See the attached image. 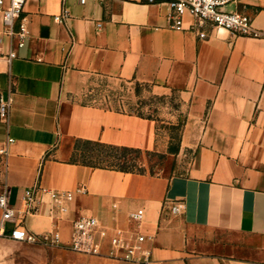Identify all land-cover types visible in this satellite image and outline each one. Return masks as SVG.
<instances>
[{"label": "crops", "instance_id": "obj_1", "mask_svg": "<svg viewBox=\"0 0 264 264\" xmlns=\"http://www.w3.org/2000/svg\"><path fill=\"white\" fill-rule=\"evenodd\" d=\"M63 8L70 17L59 23L54 17ZM225 10L249 15L262 36L218 33L190 15L171 28L167 5L142 0L27 1L30 36L11 63L0 61V100L11 101L8 121L0 119V143L13 139L7 171L0 156V183L21 212L0 229V264H142L109 257L108 246L102 255L69 249L72 222L81 216L97 217L111 231L148 235L147 264H264V0ZM97 77L148 85L157 96L178 94L181 151L191 159L184 173L72 161L78 139L166 153L162 125L178 120L85 102ZM36 185L73 193L63 219H53L48 195L38 213H23L24 191ZM174 201L185 203L182 213L171 214ZM138 209L145 211L140 224L129 219ZM18 224L34 233L58 229L61 244L13 240ZM193 228L245 239L223 241L224 253H196Z\"/></svg>", "mask_w": 264, "mask_h": 264}, {"label": "built area", "instance_id": "obj_2", "mask_svg": "<svg viewBox=\"0 0 264 264\" xmlns=\"http://www.w3.org/2000/svg\"><path fill=\"white\" fill-rule=\"evenodd\" d=\"M28 0H0V61L5 59L9 63L18 56L17 49L25 46L30 36L29 17L25 13V6ZM82 4L86 0H80ZM141 1V0H140ZM152 4H165L168 7L167 21L171 28L182 26L186 16H192L198 21L199 26L209 25L218 33L228 31L235 36L261 37L262 33L253 26L252 18L239 11H228L225 8L229 5L239 4L244 0H142ZM70 17V11L63 8L61 13L55 16V20L64 23ZM101 27V24L98 25ZM201 39L207 38L205 31L199 33ZM8 44L6 52L2 47ZM11 108V101L0 100V119L8 121ZM0 143V156H3L4 170L8 169V144ZM86 193L87 189L81 187L77 190ZM43 195H48L52 201V214L54 220L63 219L69 212L68 201L73 197L69 191L51 190L40 185L25 189L22 202L25 207L24 214H36L44 202ZM10 188L5 183H0V229L6 222L16 220L17 214L9 204ZM185 210L183 201H174L170 204V212L173 215L182 213ZM145 217L144 209H138L129 215V219L140 224ZM13 240L27 243H35L46 247L58 246L61 244L62 236L58 229L43 233L28 231L21 224L16 225L9 233ZM150 240L149 236L133 231L127 234L122 229H110L104 227L100 220L94 216H81L73 220L69 249L85 255H102L103 248H109L108 256L133 263L147 264L152 259L151 249L146 247Z\"/></svg>", "mask_w": 264, "mask_h": 264}, {"label": "rangeland", "instance_id": "obj_3", "mask_svg": "<svg viewBox=\"0 0 264 264\" xmlns=\"http://www.w3.org/2000/svg\"><path fill=\"white\" fill-rule=\"evenodd\" d=\"M84 101L107 108L135 112L146 117L161 116L164 119L177 116L175 124H163L162 133L164 142L169 138L168 151L143 155L138 160V165L154 174L166 172L179 174L186 171L191 160L186 156L185 149L181 151V136L183 132L184 115L178 112L180 107L177 93L169 96H157L153 94L151 87L140 85L136 82H126L106 77L93 79L83 95ZM172 122V120H171ZM170 149H177L176 153H169ZM191 250L196 253H224L222 246L225 242H243L244 237L237 233H227L211 229L193 228L191 230Z\"/></svg>", "mask_w": 264, "mask_h": 264}, {"label": "trees", "instance_id": "obj_4", "mask_svg": "<svg viewBox=\"0 0 264 264\" xmlns=\"http://www.w3.org/2000/svg\"><path fill=\"white\" fill-rule=\"evenodd\" d=\"M169 152L176 153L177 149H170ZM151 153L156 152L115 146L100 141L78 139L75 143L72 161L94 168H105L139 174L150 173L154 175L152 171L147 172V170L138 165V160L143 155H150Z\"/></svg>", "mask_w": 264, "mask_h": 264}]
</instances>
